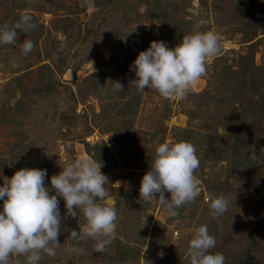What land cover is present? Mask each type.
Returning <instances> with one entry per match:
<instances>
[{"label": "rangeland", "instance_id": "obj_1", "mask_svg": "<svg viewBox=\"0 0 264 264\" xmlns=\"http://www.w3.org/2000/svg\"><path fill=\"white\" fill-rule=\"evenodd\" d=\"M22 14L38 25L17 41L31 40L32 52L0 44V186L28 168L46 170L51 188V176L68 163L92 159L108 178V195L98 202L118 214L115 239L94 252L92 240L68 239L84 218L67 217L58 197L68 231L56 255L42 254L39 264H189L188 241L201 225L225 264H264V0H0V26ZM197 30L217 34L222 50L185 98L131 87L130 66L150 42L173 48ZM166 141L193 144L199 158L200 194L174 218L139 194ZM249 146L257 158L242 165ZM218 196L230 203L214 218L209 197ZM118 247L128 253L119 263L112 259ZM25 261L12 257V264Z\"/></svg>", "mask_w": 264, "mask_h": 264}, {"label": "clouds", "instance_id": "obj_2", "mask_svg": "<svg viewBox=\"0 0 264 264\" xmlns=\"http://www.w3.org/2000/svg\"><path fill=\"white\" fill-rule=\"evenodd\" d=\"M201 25L202 22L196 28ZM37 26L30 15L22 14L14 24L0 26V44L19 46L27 56L35 45L29 39L17 44L19 34ZM221 50L219 37L212 31H194L183 36L173 48L163 41L150 42V47L140 52L130 66L136 77L130 85L139 92L152 89L165 99H183L206 73L207 61ZM111 84L114 92L123 91L119 81ZM249 148V158L256 160L254 147ZM102 166L92 159L78 158L51 176V188L45 186L44 169L22 168L11 178L3 177L0 264H12L14 256L26 257L25 264H39L42 254L56 255L61 246L58 237L62 231H68L61 228L58 197L65 202L67 217L78 218L82 214L84 218L79 233L71 230L68 239L92 240L93 251L104 252L115 239L118 214L114 207L98 202L108 195V178L101 172ZM198 168L199 158L193 144L187 141L159 144L149 171L140 182V198L157 201L169 217H177L178 209L194 202L200 194V181L195 175ZM53 190L55 195H50ZM165 192L170 193V199L165 198ZM229 203L224 196L209 197L212 216L225 214ZM215 245V237L209 234L207 226H199L188 241L189 264H225L222 253L211 251ZM69 250L76 254L83 251L75 246ZM158 255L163 258L164 253Z\"/></svg>", "mask_w": 264, "mask_h": 264}, {"label": "trees", "instance_id": "obj_3", "mask_svg": "<svg viewBox=\"0 0 264 264\" xmlns=\"http://www.w3.org/2000/svg\"><path fill=\"white\" fill-rule=\"evenodd\" d=\"M244 68V67H243ZM242 68V69H243ZM111 82L112 81H110V84H111ZM93 85H98L97 84V82H93ZM103 85L101 84L100 86H99V88H100V90H101V87H102ZM119 157L123 160L124 158H123V152L122 153H120L119 154ZM251 161V159H249V156H247L246 157V160L245 161H243L241 164L242 165H248V164H251L252 162H250ZM250 162V163H249ZM116 164L113 162L111 165H109L108 167H107V169H110V168H112V167H114ZM24 166V165H23ZM117 252H116V256H114L112 259L113 260H115L116 259V257L118 258V263L119 262H121V261H125V260H127L128 259V253L126 252V251H120V248L118 247L117 249ZM118 251H120V252H118Z\"/></svg>", "mask_w": 264, "mask_h": 264}]
</instances>
